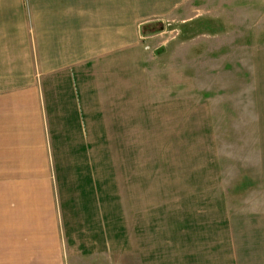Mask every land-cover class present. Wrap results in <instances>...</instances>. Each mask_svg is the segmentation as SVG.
I'll use <instances>...</instances> for the list:
<instances>
[{
    "label": "rangeland",
    "instance_id": "374dc122",
    "mask_svg": "<svg viewBox=\"0 0 264 264\" xmlns=\"http://www.w3.org/2000/svg\"><path fill=\"white\" fill-rule=\"evenodd\" d=\"M156 26L148 46L167 70H154L161 84L152 77L136 116L98 118L96 185L67 181L70 170L58 165L83 118L74 133L48 140L64 264L82 263L69 254L76 234L101 252L84 264H106L110 250L116 264H147L146 230L134 237V220L171 222L153 229V255L179 253V222L230 223L233 264H264V0H186Z\"/></svg>",
    "mask_w": 264,
    "mask_h": 264
},
{
    "label": "crops",
    "instance_id": "0c3cea01",
    "mask_svg": "<svg viewBox=\"0 0 264 264\" xmlns=\"http://www.w3.org/2000/svg\"><path fill=\"white\" fill-rule=\"evenodd\" d=\"M185 3L0 0V264L65 263L48 140L74 133L83 118L78 144L63 149H71L70 158L58 153V165L70 170L67 181L96 185L102 167L98 118L134 117L151 100L154 70H167L168 61L156 60L148 42L156 24ZM70 188L63 189L64 201L72 197ZM170 223L131 222L134 237L146 230L147 264H233L232 227L219 221L179 222L172 235L179 239V253L167 248L173 253L153 255V229ZM92 241L90 247L74 235L69 254L84 264L85 255L101 253ZM77 244L84 246L78 257ZM106 255V264H116L111 250Z\"/></svg>",
    "mask_w": 264,
    "mask_h": 264
}]
</instances>
